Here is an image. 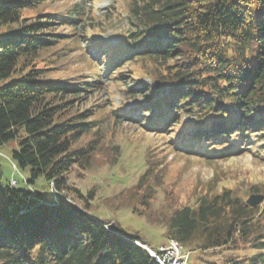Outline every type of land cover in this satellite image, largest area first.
I'll return each instance as SVG.
<instances>
[{"label":"trees","instance_id":"1","mask_svg":"<svg viewBox=\"0 0 264 264\" xmlns=\"http://www.w3.org/2000/svg\"><path fill=\"white\" fill-rule=\"evenodd\" d=\"M43 1L0 0V149L15 143L12 166L18 174L28 172L23 187L17 181L0 186V264H158L137 244L148 246L139 235L118 225L110 229L111 221L93 216L77 190H71L73 200L65 193L74 166L86 168L97 155L115 165L120 154L93 129L97 119L89 121L100 118L105 105H77L101 81L63 69L65 58L81 48L77 40L64 41L56 26L75 31L77 5L47 12ZM126 4L123 43L112 56L102 47L106 63H99L111 77H120L127 66L131 91L145 99L139 107L148 114L142 118L149 124L145 129L168 138L174 151L184 148L185 155L264 153V0ZM88 63L100 77L99 63ZM143 75L153 87L139 83ZM153 156L147 152L143 174L127 191L138 209L149 207L163 189V160ZM40 178L50 196L32 188ZM217 189L194 193L195 202L176 206L166 192L165 242L183 246L186 264L192 252L216 249L255 251L229 257L226 264H264V202L247 203L248 197L264 196V182L244 178Z\"/></svg>","mask_w":264,"mask_h":264},{"label":"rangeland","instance_id":"2","mask_svg":"<svg viewBox=\"0 0 264 264\" xmlns=\"http://www.w3.org/2000/svg\"><path fill=\"white\" fill-rule=\"evenodd\" d=\"M43 2L46 4L47 12H68L77 5L76 10L80 16L77 18L79 22L75 26L76 30L63 27L64 25L56 26V33L62 34L64 36L62 38L66 39L62 41L77 40L78 47L81 48L65 58L67 64L63 69L69 72L70 70L82 72L92 77L89 80L101 81L96 91L77 105L81 109H87L92 105H105L99 114L101 117L95 115L89 121L97 119L93 129L99 130L107 147L116 148L117 153L120 154L115 165L106 161L102 155H97L96 160L86 168L74 166L68 175L65 189L68 197L73 200L72 191L77 190L83 200H87L93 216L99 220L111 221L109 226L118 225L123 232L139 235L149 246L157 248L166 241V228L162 223L164 213H170L165 201L166 192L172 193L170 202L174 200L176 206L179 201V205L188 203L194 193L206 191L211 186L219 190L222 186L232 185L244 178L252 179L256 184L264 182L263 150H252L225 159H209L205 154L185 155L184 148L182 152L174 151L170 148L168 138L145 129L149 124L142 118L146 117L147 113L139 108L143 107L145 99L131 91L133 80L130 78L129 69H126L125 65L121 76L118 77L117 72V75L112 76L115 78H112L106 73L108 71L103 64L106 62L102 60L101 53L104 47L112 56L113 51L123 43L121 27L122 24H126L130 16L127 0H45ZM72 14L74 11L71 12V16ZM68 34L75 36L65 37ZM86 38L94 40V46ZM70 60L72 62L69 63ZM88 60H95L97 64L103 61L98 64L101 69L100 77L91 74L92 68ZM141 80L147 86H154V81L146 75H143ZM187 120L184 118V121ZM14 144L11 143L0 149L1 188L15 181L19 182L17 187H23L22 175L28 177L27 171L20 170L18 174L12 166L10 157L11 150L16 145ZM150 150L155 155L153 158L163 160L161 166L164 185L163 189L158 191L155 201L148 204L149 207L141 206L138 209L134 207L137 205L135 196L127 198L126 195L128 189L132 188L143 174L145 156ZM32 188L50 196L49 186L43 178L37 180ZM191 202H195L194 199ZM254 253L255 251L251 249L240 251L216 249L203 254L192 252L189 264H226L229 257H244Z\"/></svg>","mask_w":264,"mask_h":264},{"label":"built area","instance_id":"3","mask_svg":"<svg viewBox=\"0 0 264 264\" xmlns=\"http://www.w3.org/2000/svg\"><path fill=\"white\" fill-rule=\"evenodd\" d=\"M16 169V168H15ZM15 182H12V185H15ZM152 251V250H151ZM155 254H163V261L158 263L164 264H186L187 255H184L183 248H178L170 240L168 244L162 246L158 252L153 251Z\"/></svg>","mask_w":264,"mask_h":264},{"label":"water","instance_id":"4","mask_svg":"<svg viewBox=\"0 0 264 264\" xmlns=\"http://www.w3.org/2000/svg\"><path fill=\"white\" fill-rule=\"evenodd\" d=\"M263 201H264V196H261V195L255 196V195H253V196L249 197L247 203L250 206L255 207V206L260 205ZM109 228L110 229H117L115 225H111V226H109Z\"/></svg>","mask_w":264,"mask_h":264},{"label":"bare ground","instance_id":"5","mask_svg":"<svg viewBox=\"0 0 264 264\" xmlns=\"http://www.w3.org/2000/svg\"><path fill=\"white\" fill-rule=\"evenodd\" d=\"M52 191L53 193L56 192L54 191L53 187H52ZM172 243H174L175 246H177L178 248H183L177 241L175 240H171ZM147 250L150 252V254L156 259L157 262L163 261V254H155L153 251H151L150 249L147 248ZM159 264H164V263H159Z\"/></svg>","mask_w":264,"mask_h":264}]
</instances>
